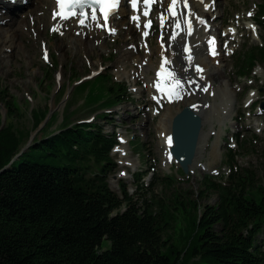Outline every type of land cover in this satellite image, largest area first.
Listing matches in <instances>:
<instances>
[{"label":"trees","instance_id":"trees-1","mask_svg":"<svg viewBox=\"0 0 264 264\" xmlns=\"http://www.w3.org/2000/svg\"><path fill=\"white\" fill-rule=\"evenodd\" d=\"M243 55L240 74L250 75L264 62V43ZM111 82L116 103L129 98L126 84ZM0 101L7 109L1 127L0 105V264H264V185L253 169L238 167L232 147L231 173L203 180L201 193L217 192L215 204L202 208L198 199L175 193L169 200L145 194L142 203L124 183L119 192L111 188L116 132L88 122L48 132L54 114L47 134L22 151L26 141L7 121L20 106L4 87ZM33 112L37 126L48 111ZM159 177L169 185L177 178L165 172L152 185Z\"/></svg>","mask_w":264,"mask_h":264},{"label":"rangeland","instance_id":"rangeland-1","mask_svg":"<svg viewBox=\"0 0 264 264\" xmlns=\"http://www.w3.org/2000/svg\"><path fill=\"white\" fill-rule=\"evenodd\" d=\"M53 2L30 0L23 9H19L18 18L24 21L23 26L22 22L20 23L22 29V36L18 39L20 43L9 57H6L5 53L1 55L0 51V88H6L20 106L19 111L7 121H12L13 128L19 132L26 144L47 134L44 125L48 120L43 122L50 109H54L48 118L55 114L54 120L47 128L48 132H57L67 124L88 122L101 125L106 133L116 132L124 136L125 140L121 139L119 144L125 145L128 153L122 159L119 152H112L117 164L110 177V185L112 189L120 191V184L125 183L135 200L142 203L145 194L147 199L154 195L156 199L169 200L175 193L179 194L182 200L187 196L198 199L201 207L207 203L215 204L219 195L211 190L201 193L205 189L203 180L208 174L231 173V166L223 163L230 145L238 153L235 162L238 167L253 169L258 182L264 185V109L259 104L255 107L246 105L248 96L250 99L255 97V102L264 101V62H257L250 75L240 76L239 71V63L243 62V54L247 48L264 43L263 25L260 23L257 29L248 26L256 18L263 0H216L219 10L210 22L218 27L224 22V27L219 28V33L229 32V36L222 39L226 40L227 37L229 40L223 47L225 60L222 63L225 78L229 79L235 88L236 94L232 97L235 109L229 122L221 125L217 123L216 118L220 101L219 91L200 104L199 109L203 112L205 120L203 131L207 136L204 149L197 157L199 163L195 164L193 173L190 172L189 176L179 175L178 164L174 165L173 159L167 163L165 161L166 152L160 140L159 124L167 103L159 113L155 112L154 108L157 105L150 96L146 79L140 76L134 82L127 74L121 73L119 76L116 73L115 62L121 51L124 34L119 32L106 36L105 42L108 47L106 50H99L97 46L88 47L86 50L74 48L67 36H62L50 28L52 23L48 17L51 15ZM164 8L165 6L162 9ZM250 11L253 12L252 17L247 14ZM120 20L121 18H118L115 22L120 23ZM16 24L17 22L12 26ZM167 26L157 27L148 35L149 47H157L159 36L162 34L168 38L171 27ZM44 41L51 55L48 62L42 58ZM60 43L63 45V56ZM139 44L142 49L148 46L147 44L144 46L140 41ZM132 61L127 64V72L129 69L132 72L136 67H141L140 62ZM148 73L153 76L156 71L151 69ZM60 74L63 80H60ZM111 81L128 85L130 93L128 100L116 103L113 92L109 93L107 90V86H111ZM215 83L213 82L214 85ZM189 92L191 93L189 95L197 93L198 96H203L204 93L201 85L199 87L192 85ZM184 100L185 98L175 99L174 102L180 101L183 108L189 105ZM34 109L48 111L37 126ZM212 125L215 128L213 130ZM216 130L219 132L220 148L217 154H212L213 143L218 136ZM126 158L131 162L125 163ZM164 170L169 173L173 170L178 175L177 178L169 185L159 177L152 185L154 176H162ZM135 172H143L140 183H136ZM226 178L227 175L222 181L228 182ZM151 187L153 193L150 195ZM156 199L152 205L153 210L159 205ZM177 225L178 231L181 230L183 221L180 219Z\"/></svg>","mask_w":264,"mask_h":264},{"label":"bare ground","instance_id":"bare-ground-1","mask_svg":"<svg viewBox=\"0 0 264 264\" xmlns=\"http://www.w3.org/2000/svg\"><path fill=\"white\" fill-rule=\"evenodd\" d=\"M168 2L169 0H161V7H159L158 9L159 13L165 12V9L162 8L164 6L166 7V4H168ZM54 4L55 3L53 2L52 7H54ZM207 4L210 5L208 10L206 9ZM4 7L5 0H0V20H5L4 23H0V51L1 55L2 53H5V56L9 57V55L14 53L15 49H17V46L20 43L18 39L22 36V29L20 28L21 26H23L24 21L22 19L20 20V18H18L19 15H17V11H20L19 9L21 8H14V10H12V8L9 9V11L12 10L10 12H2ZM189 9L192 13H194V15L190 17L191 24L193 26L191 34L187 35L179 29H175L172 19H167L166 23L169 27H171L168 38L162 37V39L159 40V45L155 48L145 46L142 49V47H140L139 45V40L145 41L146 36L143 35L144 31L142 30V26L140 29H136L135 27L137 26V23L135 21H130V19H132L133 16L139 15V23L142 24L141 19L143 18V15H140V11L133 12L132 10H129L128 12V10L123 6L119 11V16L121 17L120 23H116L114 21L115 19H110L109 23L116 29L117 33L122 32L125 37L124 38L122 35L124 41L120 49V54L117 57L118 59L115 62L116 73L119 74V76L121 73L127 74L128 77H130L134 82L137 80V77L142 76L148 82L149 93L152 96L157 97L159 92L153 86V84L157 79V71L159 69L162 56H167L173 61V67L181 79L197 80L199 82V85L202 86V89L204 87H208L209 91L204 92L203 96H198L197 93L193 95L183 94V98H185L184 102H188L189 106H191L196 112L201 115L204 129L205 120L203 112L199 109L200 104H202L203 101H207L210 95L215 94L216 92L218 93L219 91L218 96L220 101L218 102L219 107L216 118L217 123L222 125L225 124L233 116L235 103L234 98L232 97L235 96L236 93L235 88L230 83V80L226 79L224 76V68L222 63L225 60V56L223 53V41L220 42L219 38L217 39V36L215 35V33L219 32V27L215 24L209 25V23H211V18H213V15H215L216 11L219 10L218 5L216 4V0H189V8L184 9L186 14L189 12ZM48 18L50 22L55 25V27H59L60 30L58 32L62 33V36H67L69 38L70 42L73 43L74 48L84 50L88 49V47L93 48L95 46H97L99 50H106L108 48L105 39L106 36H109V34L105 32L104 28L97 27L95 22H92L90 26L81 27L75 19L61 21L60 19L56 18L54 20L53 15H50V17ZM15 22H17V24L13 27L12 24ZM21 22L22 25L20 26ZM101 22L103 21L101 20ZM250 25L253 24L250 23L248 26ZM184 27L186 28L187 25L185 24ZM253 31L256 33L255 30ZM174 32H180V34L177 36L176 40H170V36ZM209 40H214V42L217 41V47L214 48V43L209 44ZM59 47L61 48L63 56V45L60 43ZM185 48H190V52L184 51ZM213 51L216 53L215 55L212 54ZM188 55H191L193 57V61L191 62L193 66H190L189 61L186 59ZM131 60L138 63L140 62L141 67H136L132 72L129 69L130 71L128 70L127 72L126 67L127 64L131 63ZM145 61H147V63H145ZM195 64H199V66L203 69L202 73L198 74L195 71ZM97 65L99 64L97 63ZM151 69H154L156 71V74H154L153 76H150L148 73ZM161 75L163 76L165 74ZM60 80H63L62 74H60ZM213 82L216 85H214ZM191 87L188 89V92L191 90ZM175 99L176 98L173 97V101L167 103L166 111L162 113L159 124L160 140L162 141V146L164 147L166 152V163L173 159L169 152L170 147L173 144V140L171 143H168V137H171L172 139L171 131L173 119L175 115L183 109L181 107V104L179 103L180 101L174 102ZM193 105H196V107L194 108ZM203 106H205V103L203 104ZM213 129L215 128L212 125L211 130ZM217 135L218 136L213 143L212 154H217L220 148V138L218 131ZM206 136L207 134L202 130L200 141L198 144L197 157L204 149ZM123 138L124 137H121V139ZM114 152H119L122 159H124V157L128 153L126 146L119 143L116 145ZM197 159L198 158H196L195 160L196 165L199 163V160ZM130 162L131 161L128 159L125 160V163ZM195 164L194 166H196Z\"/></svg>","mask_w":264,"mask_h":264},{"label":"snow or ice","instance_id":"snow-or-ice-1","mask_svg":"<svg viewBox=\"0 0 264 264\" xmlns=\"http://www.w3.org/2000/svg\"><path fill=\"white\" fill-rule=\"evenodd\" d=\"M121 3V0H57V9L53 11V19L57 17L60 20H72L75 19L76 22L81 26H90L92 22H95L97 27L104 28L111 33H115L116 29L111 27L109 21L115 16L118 11V7ZM161 3V0H131L132 7L137 8V5H141L140 15L144 17L149 16V9L151 5ZM189 8V0H169L168 6L165 9V12L161 13L160 20L161 25L164 24L165 19H172L173 26L175 29H179L187 35H190L193 29L191 24L190 17L194 15L189 9V12L186 14L184 9ZM90 9V12L88 11ZM101 15H98L97 13ZM167 16H166V14ZM251 15V13H249ZM133 21L137 23V27H140V16H133ZM101 20L103 22H101ZM152 21L145 20L144 28L147 29L151 26ZM187 25L185 28L184 25ZM250 27L254 26L250 25ZM59 27H53L52 31H59ZM230 31H235V29H230ZM62 34V33H61ZM148 31H144L143 35L147 36ZM180 32H174L170 36V40H176ZM209 44H213L214 40H209ZM184 51L190 52V48H185ZM213 55L216 53L213 51ZM44 58L47 60V52L45 51ZM189 61V65H192L193 57L188 55L186 58ZM147 63V61H145ZM195 71L199 74L203 72V69L199 64L194 65ZM165 74V75H161ZM203 78V77H201ZM196 85L199 87V82L197 80H183L177 74L173 67V61L167 56H162V60L157 71V79L154 81L153 86L160 93L159 97L154 96L153 99L157 100L159 103L160 99L166 98L169 102L173 101V97L176 99H182L183 94H191L188 92V89ZM204 92H208V87L202 89ZM195 108L196 105H193ZM168 142L171 143V137H168Z\"/></svg>","mask_w":264,"mask_h":264},{"label":"water","instance_id":"water-1","mask_svg":"<svg viewBox=\"0 0 264 264\" xmlns=\"http://www.w3.org/2000/svg\"><path fill=\"white\" fill-rule=\"evenodd\" d=\"M2 110V126L6 123L7 109L0 102ZM264 105V101L262 102ZM54 109H50L45 123L53 113ZM203 130V121L201 115L196 112L191 106H185L177 113L172 123V140L173 144L170 147V154L180 164L186 174L190 173L191 168L195 163L198 152V144ZM33 136V135H32ZM31 143L28 142L22 148V151L29 147ZM21 153V152H20ZM19 153V154H20Z\"/></svg>","mask_w":264,"mask_h":264}]
</instances>
